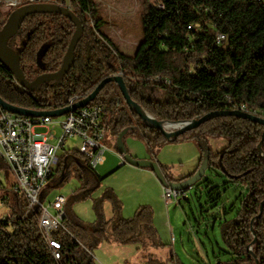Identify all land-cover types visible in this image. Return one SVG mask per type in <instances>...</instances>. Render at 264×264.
<instances>
[{
    "label": "trees",
    "instance_id": "obj_1",
    "mask_svg": "<svg viewBox=\"0 0 264 264\" xmlns=\"http://www.w3.org/2000/svg\"><path fill=\"white\" fill-rule=\"evenodd\" d=\"M69 5V11L55 8L26 14L16 36L23 40L17 55L24 78L31 83L54 75L64 65L75 31L66 16L72 14L83 32L70 69L57 80L47 79L28 89L0 65V99L7 105L37 112L60 110L71 98L82 101L102 82L120 77L131 101L159 122H196L212 114L243 113L241 108L244 114L264 120V0H141L143 40L133 57L116 52L108 37L98 32L102 21L96 19L93 0H69ZM2 10L0 6V16ZM7 18L0 17V31ZM218 36L224 37L220 43ZM152 92L160 93L162 101L151 100ZM93 105L103 108L104 129L117 136L141 137L150 153L169 143L161 131L144 125L129 109L117 85L106 83L89 106ZM215 136L226 138L227 145L212 155L208 138ZM185 142L196 146L199 165L193 174L173 179L169 168L156 160L164 185L188 184L206 159V167L219 168L226 179L243 188L234 216L219 224L226 259L214 264H264V205L260 213L264 125L237 116H218L170 143ZM124 156L129 154L123 150ZM0 172L7 175L1 161ZM71 178L78 186L64 206L62 227L53 234L61 244L60 258H53L38 227L40 209L28 210L17 195L7 214L0 215V264H94L92 251L102 243L134 244L144 251L165 247L152 225L150 209L141 207L133 217L123 219L111 189L106 188L95 202L94 223H83L70 213L72 202L87 200L105 179L78 151L60 150L40 202ZM103 200L112 204L109 222L102 218ZM147 264L181 263L173 255L165 262L148 255Z\"/></svg>",
    "mask_w": 264,
    "mask_h": 264
},
{
    "label": "rangeland",
    "instance_id": "obj_2",
    "mask_svg": "<svg viewBox=\"0 0 264 264\" xmlns=\"http://www.w3.org/2000/svg\"><path fill=\"white\" fill-rule=\"evenodd\" d=\"M93 1L97 4L96 19L102 21L97 27L98 32L108 37L116 52L133 57L143 40L141 0ZM69 7L68 0H52L48 3L19 6L11 12H1V20H5L8 13L10 16L0 37V55L12 64L16 71V79L26 88L34 89L45 82L46 78L41 77L31 83L24 78L18 64L17 53L23 40L15 36L17 24L28 13L49 12L55 8L69 11ZM150 99L162 101L163 97L160 93L152 92ZM101 123H104L103 117ZM174 130L175 128H170L165 131ZM170 142L165 144L167 146L164 148H160L163 145L160 146L162 150L158 148L152 154L141 137L131 134L117 136L112 134L111 130L104 129L100 144L108 151L105 153L104 166L97 167L95 171L105 179L87 200L72 202L70 213L83 223H94L96 220L94 204L101 199L106 188L111 189L120 204V215L123 219L133 217L136 210L141 207L150 209L152 225L165 247L144 251L136 250L137 246L134 244L102 243L92 251L94 264H147L148 255L162 262L173 255L181 264H214L217 259H226L223 256L225 248L220 240L219 224L234 216L237 211L243 189L241 185L231 183L219 168L206 167V159H203L200 169L204 168V173L199 181L192 183L193 190L188 198L178 200L166 207L162 201V185L155 178H150L140 168L127 164L118 167L120 159L117 154L120 146L137 161L151 159V162L155 163L156 153L163 156L162 159L173 164V167L169 168L170 178L180 179L193 174L201 158L199 154L196 156L191 154L185 145L191 144L195 148L196 146L192 142L179 144ZM78 145L77 138L68 139L63 149L78 151ZM226 145L227 140L222 136L208 138V148L212 155L221 153ZM77 186V181L71 178L62 189L53 191L47 201L52 200L59 192L70 198ZM8 197H10V189L4 173L0 172L1 216L7 214L11 206L10 202L13 203L12 199L7 202ZM225 212L227 215L224 214ZM101 214L105 222L112 219L113 210L110 201H102Z\"/></svg>",
    "mask_w": 264,
    "mask_h": 264
},
{
    "label": "built area",
    "instance_id": "obj_3",
    "mask_svg": "<svg viewBox=\"0 0 264 264\" xmlns=\"http://www.w3.org/2000/svg\"><path fill=\"white\" fill-rule=\"evenodd\" d=\"M51 1L0 0V6L3 7L1 12H11L24 4ZM223 40V36H218V43ZM79 101V98L73 97L68 106ZM240 110L245 112L243 108ZM102 117L103 108L94 105L75 109L56 118L15 115L0 106V161L7 170L5 181L11 194L22 196L28 210L34 207L40 209L38 227L55 260L60 258L61 244L53 238V234L62 227L64 206L69 197L59 192L52 200L41 203L40 193L68 139L79 140L78 152L88 160L92 169L104 164L108 149L100 144V139L104 136ZM117 156L120 159L119 165H122V157L119 154ZM191 192L192 185H162V201L168 207L178 200L187 199Z\"/></svg>",
    "mask_w": 264,
    "mask_h": 264
},
{
    "label": "water",
    "instance_id": "obj_4",
    "mask_svg": "<svg viewBox=\"0 0 264 264\" xmlns=\"http://www.w3.org/2000/svg\"><path fill=\"white\" fill-rule=\"evenodd\" d=\"M66 16L68 17L69 20L72 21V23H74L75 31H74V34H73L71 41L69 43L63 67L56 74L46 77V80L47 79H56L57 80V79L63 77L67 73V71L70 69V66H71V63L73 60L74 49H75L76 44H77V42H78V40H79V38L83 32V28H82L80 22L72 14L66 13ZM20 22L21 21H19L17 26H19ZM2 33H3V30H1V32H0V37H1ZM0 65L5 67L11 73L12 76L16 75V71L14 70L12 64L5 57H2L1 55H0ZM106 83H113V84L117 85V87L120 90L127 106L129 107V109L144 123V125L152 127L155 130L161 131L164 134V136L166 137V139L168 141H171V142L174 141L179 135L183 134L184 132L195 129L200 124H202V123H204V122H206V121H208L214 117H218V116H227V115L237 116L239 118L248 119L251 121H255L261 125H264V120H261V119L255 118L251 115H247V114L240 113V112L212 114V115L205 116L201 120L196 121V122H179V123L159 122V121L155 120L153 117H151L150 115H148L146 112H144L133 101H131V99L129 98V95L127 93V90L125 88V85H124V83L120 77L110 78V79L102 82L97 87V89L90 96H88L86 99H83L82 101L75 103L70 107L68 106V107H66L64 109H60V110H54V111H49V112L28 111V110H23V109L11 107V106L7 105L6 103H4L1 99H0V106L6 112H9V113L15 114V115H20V116H26V117H30V118H41V117L56 118V117H61V116L66 115L75 109H80V108H84V107L89 106L92 103V101L94 100L95 96L99 93V91L104 87V85ZM164 123L176 124L178 127L175 128V130L173 132H166L161 127V125ZM118 153L120 155H123V150L120 146H118ZM122 159L124 161L122 162V165H119L118 167L123 166V164H127V165L135 167V168L147 167L150 169V172L156 177V179L161 184H163V185L165 184L164 179H163L161 172H160L156 163H153L151 161H137L134 158L129 157V156H124ZM203 173H204V168L200 169L193 176V178L188 182V184H185V185H192V183H195L196 181H198V179H200L202 177ZM263 205H264V202H262V204H261L260 213L262 212V206ZM259 216H260V214L258 215V217ZM254 241H256V239H254Z\"/></svg>",
    "mask_w": 264,
    "mask_h": 264
},
{
    "label": "crops",
    "instance_id": "obj_5",
    "mask_svg": "<svg viewBox=\"0 0 264 264\" xmlns=\"http://www.w3.org/2000/svg\"><path fill=\"white\" fill-rule=\"evenodd\" d=\"M173 144V143H172ZM165 146H167V145H163L162 147H160V148H164ZM186 147L185 148H187V150H189V152L191 153V154H193L194 156H196V155H198V153H197V150H196V148L193 146V145H191V144H189V145H185ZM159 148V149H160ZM160 150H162V149H160ZM128 154H129V157H132L131 156V154L129 153V152H127ZM154 157H155V159L157 160V161H159L162 165H164V166H167L168 168H172L173 167V164H172V162H169V161H166V160H164V159H162V157L163 156H161V155H159V154H157L156 153V155H154ZM179 158V157H178ZM179 161H180V158H179V160H178V163H179ZM104 164H105V162H104ZM104 164L102 165V166H104ZM140 170H142V172H144L145 174H146V176H149L150 178L151 177H153V178H155V180H157L156 179V177L150 172V171H148V170H144V169H141L140 168ZM157 182L160 184V182L157 180ZM7 183V182H6ZM161 185V184H160ZM175 186V185H174ZM177 186V185H176ZM12 199V201L13 202H17V200H18V198H17V196L16 195H13V194H11L10 193V197H8V199H7V202H9V200H11ZM11 203V202H10ZM14 204H16V203H14ZM137 250V249H136Z\"/></svg>",
    "mask_w": 264,
    "mask_h": 264
},
{
    "label": "bare ground",
    "instance_id": "obj_6",
    "mask_svg": "<svg viewBox=\"0 0 264 264\" xmlns=\"http://www.w3.org/2000/svg\"><path fill=\"white\" fill-rule=\"evenodd\" d=\"M163 130H169L170 128H177L178 126L176 124H168L164 123L161 125Z\"/></svg>",
    "mask_w": 264,
    "mask_h": 264
},
{
    "label": "flooded vegetation",
    "instance_id": "obj_7",
    "mask_svg": "<svg viewBox=\"0 0 264 264\" xmlns=\"http://www.w3.org/2000/svg\"><path fill=\"white\" fill-rule=\"evenodd\" d=\"M15 9H16V8H15ZM15 36H16V34H15ZM12 39H13V38H12ZM19 49H20V48H19ZM19 49H18V50H19Z\"/></svg>",
    "mask_w": 264,
    "mask_h": 264
}]
</instances>
